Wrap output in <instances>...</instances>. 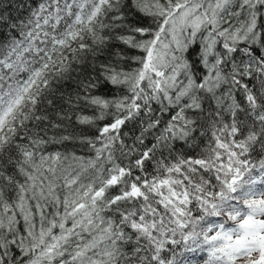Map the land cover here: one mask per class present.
I'll use <instances>...</instances> for the list:
<instances>
[{"label":"snow or ice","instance_id":"1","mask_svg":"<svg viewBox=\"0 0 264 264\" xmlns=\"http://www.w3.org/2000/svg\"><path fill=\"white\" fill-rule=\"evenodd\" d=\"M0 264H264V0H0Z\"/></svg>","mask_w":264,"mask_h":264},{"label":"trees","instance_id":"2","mask_svg":"<svg viewBox=\"0 0 264 264\" xmlns=\"http://www.w3.org/2000/svg\"><path fill=\"white\" fill-rule=\"evenodd\" d=\"M84 115H92V111L90 109H85L83 112ZM106 121H100V124L105 123ZM133 126L130 124L128 125L124 130L129 131ZM69 131H75L77 134L84 133L85 135L92 136L96 129L93 126H87V125H78L75 123V120H73L72 125L69 127ZM131 141H129L130 143ZM69 151H75L76 155L78 156H83L85 158H88L92 156L93 154L87 149V148H82L79 144L73 146L69 145L68 146Z\"/></svg>","mask_w":264,"mask_h":264}]
</instances>
